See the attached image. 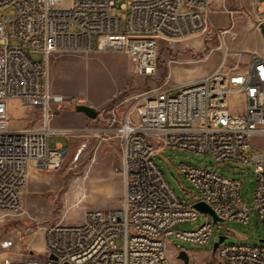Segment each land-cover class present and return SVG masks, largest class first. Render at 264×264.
<instances>
[{"label": "built area", "instance_id": "obj_1", "mask_svg": "<svg viewBox=\"0 0 264 264\" xmlns=\"http://www.w3.org/2000/svg\"><path fill=\"white\" fill-rule=\"evenodd\" d=\"M116 1L0 0V214L20 211L31 166L51 170L60 165L66 150L48 147L51 132H102L107 139L117 138L124 178L120 207L87 208L78 223L47 225L44 259L31 257L33 252L26 248L19 254L21 260L7 253L0 264H172L167 248L171 235L206 243L212 232L209 220L192 229L173 230L177 222L196 220L199 211L185 208L156 164L154 154L167 148L208 156L212 168L178 162V173L225 221L247 222L249 208L240 196L241 179L223 176L215 167L226 160L252 165L253 209L264 229V147L254 150L251 143L253 136L264 135V55L257 58L254 74H246L247 61L243 68L238 56L229 62L222 38L221 62L203 77L148 89L122 113L116 104L105 117L100 115L106 123L99 128L50 126L55 107L83 103L51 91L50 54L120 51L128 56L133 74L150 76L161 44H174L208 27L209 0H125L121 8H128L129 14L124 27L113 14ZM182 6L187 11L181 12ZM260 24L259 20L257 28ZM227 31L216 29L219 34ZM10 38L19 45L10 46ZM26 48L43 52L44 63L31 61ZM212 82H219V89H212ZM233 95L243 101L240 111L230 108ZM10 100L38 110L40 125L11 126ZM247 113H254L256 128L243 122ZM127 145H134L133 155H126ZM1 245L9 249L13 242L6 239ZM205 264H264V241L220 243Z\"/></svg>", "mask_w": 264, "mask_h": 264}, {"label": "rangeland", "instance_id": "obj_2", "mask_svg": "<svg viewBox=\"0 0 264 264\" xmlns=\"http://www.w3.org/2000/svg\"><path fill=\"white\" fill-rule=\"evenodd\" d=\"M261 1L263 0H257L254 5L251 0H209L207 30L174 44H161L157 53L156 71L150 76L133 74L129 70L128 56L120 51L52 53L48 64L50 89L53 93L63 95L67 101L80 98L84 104L94 107L97 116L95 119L86 117V127H102L106 121L101 116L105 117L112 106L119 104L122 113L148 89L159 85L174 87L213 70L221 62L222 38L225 47L227 39L229 43V34H219L216 29L231 27L232 44L243 54L239 58V67L243 68L248 55V51L243 48L254 46L256 41V35L247 24L253 21L257 27L256 8ZM123 2L125 0H117L113 10L122 27L129 14L128 8H121ZM180 11H187V7L182 6ZM8 43L12 47L19 45L13 38ZM25 53L31 61L44 63L43 52L26 48ZM236 57L231 52V60L228 61L232 62ZM171 93L175 94L176 91ZM229 102L234 111H240L243 107V101L238 95L230 96ZM8 113L12 118L11 126L24 123L30 125L38 117L37 110L22 107L16 100L9 103ZM82 116L63 107L55 112L50 126L78 125ZM47 142L50 149L61 142L66 151L57 168L38 172L31 182L30 175L28 176L18 213L0 214V260L7 253L21 260L22 256L19 254L26 248L33 252L31 257L42 260L46 257L43 235L47 225L56 222L78 223L87 208L109 209L121 206L124 178L121 172V147L117 138L107 139L102 132L97 136L86 132L76 136L51 132ZM251 143L264 147V135L253 136ZM153 158L185 205L190 206L201 199L185 176L178 173L177 164L185 162L196 167L212 168L208 156L167 148L156 152ZM215 171L229 178L241 179L240 196L249 208V218L245 223L226 220L215 224L210 215L199 212L194 221L177 222L173 226L175 231L192 229L209 220L212 232L204 244L171 235L167 248L172 264H183L176 257V252L181 249L189 255L188 264H205L211 259L213 244L220 235L226 236L222 242L225 244L255 245L264 239V229L253 209L255 177L252 165L226 160L219 163ZM29 182L30 188H27ZM6 239L13 242L9 249L1 245ZM29 239L33 240V245ZM120 242L117 240L116 245L119 246Z\"/></svg>", "mask_w": 264, "mask_h": 264}, {"label": "crops", "instance_id": "obj_3", "mask_svg": "<svg viewBox=\"0 0 264 264\" xmlns=\"http://www.w3.org/2000/svg\"><path fill=\"white\" fill-rule=\"evenodd\" d=\"M257 10V19H256V22L258 23V21L260 20L261 21V24L264 25V0L261 1V3L258 5V7L256 8ZM255 25V22L253 21H250L247 26L251 28V30H253L254 34L256 35V41H255V45L254 46H250V47H245L243 48V50H246L248 52H246L248 55H246V61L248 60L249 56L251 53H257L259 55H264V28L263 30L260 28H257L254 26ZM227 34H229V43H228V39H227V42H226V48L229 50L230 52V57H229V60H231V52L233 53V55H237L238 58H240L243 54H241V51L234 45L232 44V40H231V27L227 28ZM12 100H10L11 102ZM9 102V103H10ZM63 107H65L66 109H70V110H73L75 111L76 113H80L82 114L83 116L79 118V122H78V125H72V126H51L52 128L54 129H82V128H85L87 123H86V115L83 114L82 112H77L76 110H74V108H71L69 105H66V104H62V105H59L57 107H55L56 111L58 109H62ZM55 111V112H56ZM37 115L38 117L35 118L30 125L32 126H39L40 125V121H39V111L37 110ZM27 125L26 123L24 124H18V125H15L13 127H19V126H25ZM59 145L61 146V148L64 149L63 147V144L61 142H58L56 143L55 147ZM66 150V149H65ZM44 170L42 169H39L37 167H34V166H31L29 168V175H30V182L32 181V179H34V177L37 176L38 172H42ZM28 184V187L27 188H30V183ZM43 239H44V235H43ZM30 242L32 243V245L34 244L33 243V240L32 239H29Z\"/></svg>", "mask_w": 264, "mask_h": 264}, {"label": "water", "instance_id": "obj_4", "mask_svg": "<svg viewBox=\"0 0 264 264\" xmlns=\"http://www.w3.org/2000/svg\"><path fill=\"white\" fill-rule=\"evenodd\" d=\"M259 26L263 30L264 25L260 24ZM74 110H76L77 112H82L83 114H85L90 119H95V117L97 116V110L94 107H92L91 105H88V104H84V103L76 104L74 106ZM191 207H193L194 209H196L197 211H199L201 213H205V214L210 215L212 220H213V222L215 224H218L219 222H225V220L223 218H220L219 216H217L215 214V212L212 210V208L207 203H205L202 200H198V201L192 203ZM225 238H226V236H223V235H220L218 237V240L216 242H214V244H213V247H212V251L213 252H215V250L217 249L218 245L220 243H222ZM262 241H264V239H262ZM50 257L52 259L56 258L53 255H51ZM176 257L178 259H180L183 264H188L189 263V255H188L187 251H185L183 249L178 250V253H177ZM65 264H67V263H65Z\"/></svg>", "mask_w": 264, "mask_h": 264}, {"label": "bare ground", "instance_id": "obj_5", "mask_svg": "<svg viewBox=\"0 0 264 264\" xmlns=\"http://www.w3.org/2000/svg\"><path fill=\"white\" fill-rule=\"evenodd\" d=\"M257 58H261V55L254 53V56H249V60L246 62V74H254L255 71V63H257ZM203 77V76H201ZM212 89H219V82H212ZM243 122H246V127L248 128H256L257 120L254 119V113H247V115H243ZM254 150H261V147L255 146L252 144ZM134 153V145L126 146V155H133ZM211 207L210 202H205ZM186 209H194L193 207L185 205ZM235 246H243V244H233Z\"/></svg>", "mask_w": 264, "mask_h": 264}, {"label": "flooded vegetation", "instance_id": "obj_6", "mask_svg": "<svg viewBox=\"0 0 264 264\" xmlns=\"http://www.w3.org/2000/svg\"><path fill=\"white\" fill-rule=\"evenodd\" d=\"M178 251L176 252V255H177Z\"/></svg>", "mask_w": 264, "mask_h": 264}]
</instances>
